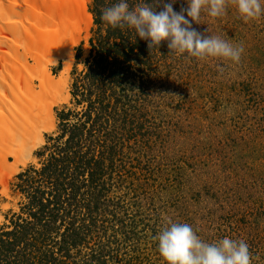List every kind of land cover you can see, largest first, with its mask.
<instances>
[{
	"label": "rangeland",
	"instance_id": "374dc122",
	"mask_svg": "<svg viewBox=\"0 0 264 264\" xmlns=\"http://www.w3.org/2000/svg\"><path fill=\"white\" fill-rule=\"evenodd\" d=\"M80 1L91 22L86 29L80 24L72 47L63 94L69 96L51 105L54 126L42 132L44 142L32 158L0 182V230L28 217V203L46 188L38 171L66 138L64 123L82 126L81 114L93 101L99 116L83 127L93 136L85 132L83 151L89 154L80 161L86 155L97 161L90 168L105 184L95 201L100 211L81 214V200L74 197L72 210L80 219L36 226L31 242L37 247L24 252L33 264H167L154 239L167 219L191 225L207 243L242 239L252 264H264V14L245 22L229 4L222 17L202 9L199 23L192 22L203 36L242 45L235 63L176 55L167 41L149 49L133 29L103 20V11L118 0ZM128 3L134 8L155 0ZM187 7V0L173 3L177 12ZM62 64L60 58L48 63L53 77ZM72 227L70 236L66 229ZM24 253L16 263L0 264H25Z\"/></svg>",
	"mask_w": 264,
	"mask_h": 264
},
{
	"label": "bare ground",
	"instance_id": "6f19581e",
	"mask_svg": "<svg viewBox=\"0 0 264 264\" xmlns=\"http://www.w3.org/2000/svg\"><path fill=\"white\" fill-rule=\"evenodd\" d=\"M84 4L80 0H0V75L8 74L0 82L1 183L32 158L34 148L44 142L42 132L54 126L51 105L69 96L63 94L72 47L78 42L80 24L86 29L91 22ZM27 57L36 64L30 65ZM57 58L63 60V67L55 78L47 65ZM32 76L38 79L39 90Z\"/></svg>",
	"mask_w": 264,
	"mask_h": 264
},
{
	"label": "clouds",
	"instance_id": "9594fccd",
	"mask_svg": "<svg viewBox=\"0 0 264 264\" xmlns=\"http://www.w3.org/2000/svg\"><path fill=\"white\" fill-rule=\"evenodd\" d=\"M173 3L175 0H155L152 5L141 3L130 8L128 0H118L103 11L102 18L113 28L133 29L136 36L147 41L149 49L167 41L170 52L176 55L239 63L244 52L242 45L234 46L220 36H203L192 27V22L199 23L202 9L213 18L222 17L229 4L237 8L245 22L264 14L261 0H187L188 7L179 12L174 11ZM158 4L162 5L160 11L155 10ZM154 239L167 264H252V254L244 240L225 237L207 243L187 223L167 219Z\"/></svg>",
	"mask_w": 264,
	"mask_h": 264
},
{
	"label": "trees",
	"instance_id": "16d2710c",
	"mask_svg": "<svg viewBox=\"0 0 264 264\" xmlns=\"http://www.w3.org/2000/svg\"><path fill=\"white\" fill-rule=\"evenodd\" d=\"M73 95H76V93L73 92ZM76 103L81 104V101L77 99ZM93 104V101H89V108L81 114L85 119L81 124L82 126L76 123L69 126L68 123H64L63 131H65L66 138L58 148V152L52 154L50 161L44 164L39 171L34 170L44 174L46 188L39 190L40 195L33 196L30 203H28L27 218L14 222L11 229L0 230V263H3V260L6 263L15 260L16 263L20 252L24 253L29 251L30 248L35 249L37 247L34 245L35 242H31V235L35 233L34 228L36 226L40 224L43 226L46 222L49 226V223L54 224L58 218L62 219V217L70 216L71 219L75 220L78 216L80 219V216L72 210L75 205L72 204L71 199H75L74 197L81 200L80 202L83 205L80 208V210H83L81 214H84L85 209L100 211L95 201L100 193L105 191L103 190L105 184L102 187L100 186L98 183L100 175L90 168L92 163L97 161L89 155H86L84 162L80 161L83 154H89V152L83 151L86 147L83 144L86 136L85 132L88 130L89 135L87 136L91 138L93 136L90 129L83 131V127L85 128L86 122H94L97 120L95 117L99 116ZM94 114L95 116H93ZM91 146L92 144L89 145V148ZM75 228L66 229V233L72 236ZM23 255L25 256V253ZM25 257V260L20 261H25V264H33L28 255Z\"/></svg>",
	"mask_w": 264,
	"mask_h": 264
}]
</instances>
